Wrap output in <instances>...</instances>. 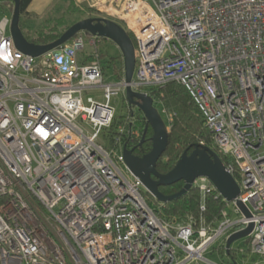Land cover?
Returning <instances> with one entry per match:
<instances>
[{"label":"built area","instance_id":"obj_1","mask_svg":"<svg viewBox=\"0 0 264 264\" xmlns=\"http://www.w3.org/2000/svg\"><path fill=\"white\" fill-rule=\"evenodd\" d=\"M74 1L133 34V76L126 81L123 57L122 70L108 72L101 38L86 31L40 56L25 54L11 35L14 4H4L0 264H216L205 253L218 240L230 264H264V0ZM170 81L188 90L211 134L201 143L228 157L240 186L228 201L208 177L195 179L202 210L211 190L224 203L212 219L163 216L124 160V148L144 135L127 86L162 105L152 89ZM120 94L127 111L109 135ZM162 111L170 128L173 116ZM250 223L227 252L230 235Z\"/></svg>","mask_w":264,"mask_h":264},{"label":"water","instance_id":"obj_2","mask_svg":"<svg viewBox=\"0 0 264 264\" xmlns=\"http://www.w3.org/2000/svg\"><path fill=\"white\" fill-rule=\"evenodd\" d=\"M5 1H11L14 4L10 30L17 49L25 54L40 56L47 51L60 47L79 32L86 31L100 38H109L117 44L124 61L126 81H131L136 60L135 45L129 32L119 22L106 17H85L70 25L56 40L46 44H36L27 40L21 30L20 0ZM126 97L130 105L137 106L143 112L153 134L151 136L152 148L149 152L140 156L134 152L135 147H125L123 150L124 160L128 168L141 180L146 190L155 199L160 202H167L181 197L191 189L195 179L200 176L208 177L226 200L232 201L238 197L241 192L239 183L227 170L220 154L209 145L196 144L190 153L185 149L170 170L167 172L159 171L157 162L169 144L170 129L159 109L155 106L151 95L134 91L130 86H127ZM143 140L144 135L139 145L142 144ZM180 180L184 181V185L176 193L167 195L159 189L160 186L170 185ZM237 204L245 215L251 214L242 201L237 199ZM252 228L253 223H250L243 230L231 234L226 242L227 252L230 251L231 244L235 240L247 236Z\"/></svg>","mask_w":264,"mask_h":264},{"label":"trees","instance_id":"obj_3","mask_svg":"<svg viewBox=\"0 0 264 264\" xmlns=\"http://www.w3.org/2000/svg\"><path fill=\"white\" fill-rule=\"evenodd\" d=\"M9 3L10 1H4ZM32 0H20V27L27 40L36 44H46L56 40L60 37L64 31H66L70 25L76 20H73V16L77 13H81L79 7H76L72 0H64V13L60 16H50L44 18L39 24H34L32 16L29 11V5ZM83 11V10H82ZM78 21V20H77ZM134 40L133 34L129 32ZM108 62L109 65H116L114 68L119 72L122 70V56H110L105 58L101 52L102 63ZM104 65V64H103ZM106 68V65H104ZM158 95L161 98L162 105L171 113H173V119L170 123L169 132V144L162 157L157 162V168L161 172H167L178 161L181 154L185 149L190 153L196 144H200L202 141L210 144L211 134L205 125L204 118L194 103L188 90L177 81H170L163 86L154 87L152 89V95ZM141 111H138V120L141 119ZM141 121V120H140ZM119 122L118 117H115V121L111 127L106 130V133L116 132V127ZM144 140L139 145L137 141L132 147H135V153L149 152L152 148L153 134L152 128L147 124L145 116H142ZM224 163H227L228 157L221 154ZM184 185V181L180 180L170 185L160 186L159 189L164 194H172L178 192ZM216 191L211 190L205 194V210L201 209L202 193L196 186H192L191 189L184 195L177 199H173L167 202H160L155 199L149 192H147L148 200L154 204V206H161L162 215L166 218H185L189 214L199 216L201 213L207 218L212 219L219 215L220 209L224 203L221 198H216Z\"/></svg>","mask_w":264,"mask_h":264},{"label":"rangeland","instance_id":"obj_4","mask_svg":"<svg viewBox=\"0 0 264 264\" xmlns=\"http://www.w3.org/2000/svg\"><path fill=\"white\" fill-rule=\"evenodd\" d=\"M73 4L78 7L75 4V1L72 0ZM2 0H0V18L4 15V14H9V10L5 7V3L1 4ZM64 0L62 2H60L59 4H57L51 11L48 10V13L45 14V16H38L36 18H31L33 23L39 24L41 21H43L44 18L50 17V16H60L64 13ZM81 11V13H77L73 16V20H79L85 17H90V16H98L97 13H95L94 15H89L90 12L89 11H82L81 9H79ZM92 13V12H91ZM32 16V14H31ZM88 39V38H87ZM98 49H100V51L104 54V57H110V56H117L121 54V51L119 49V47L117 46V44L112 41L109 38H101L96 46ZM122 56V54H121ZM103 64L106 65V69L108 70V72L113 73V69L116 67V65H109L108 62H105V60H103ZM98 92L97 91H90L88 94L89 95H93L95 96ZM87 95V94H86ZM98 95V94H97ZM100 99H103L101 96L99 97ZM112 105L115 107L116 109V115L118 117V119H122L123 115L125 114V112L127 111L126 107H125V101L123 96L117 95L114 96L112 98L111 101ZM156 107L159 109L161 115L163 116V118L166 121V114L163 113L162 111V105L159 102H155ZM168 111V110H167ZM170 112V111H168ZM171 113V112H170ZM173 116V113H171ZM169 124V123H168ZM84 126L86 128H88V126L86 124H84ZM170 129V128H169ZM101 139V137H100ZM204 142V141H203ZM206 143V142H204ZM240 242V240L235 241L234 245H237ZM222 244L221 240H218L215 244H213L212 248L209 249L208 252L205 253V257L216 264H230V257L227 255H224L223 253H220L219 251H217V249H219V246ZM200 264H208V262L206 261H201Z\"/></svg>","mask_w":264,"mask_h":264},{"label":"crops","instance_id":"obj_5","mask_svg":"<svg viewBox=\"0 0 264 264\" xmlns=\"http://www.w3.org/2000/svg\"><path fill=\"white\" fill-rule=\"evenodd\" d=\"M63 0H32L29 5V11L32 14V18L42 17L48 13V10L51 11L57 4ZM47 15V14H46Z\"/></svg>","mask_w":264,"mask_h":264},{"label":"flooded vegetation","instance_id":"obj_6","mask_svg":"<svg viewBox=\"0 0 264 264\" xmlns=\"http://www.w3.org/2000/svg\"><path fill=\"white\" fill-rule=\"evenodd\" d=\"M145 153H147V152H145ZM145 153H136L137 155H140V156H142V155H144Z\"/></svg>","mask_w":264,"mask_h":264}]
</instances>
